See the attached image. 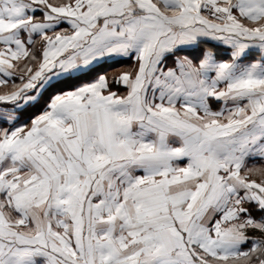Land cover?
<instances>
[{"label": "snow or ice", "instance_id": "1", "mask_svg": "<svg viewBox=\"0 0 264 264\" xmlns=\"http://www.w3.org/2000/svg\"><path fill=\"white\" fill-rule=\"evenodd\" d=\"M0 264H264V0H0Z\"/></svg>", "mask_w": 264, "mask_h": 264}]
</instances>
